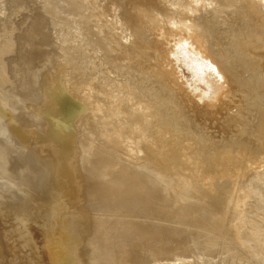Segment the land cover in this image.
<instances>
[{
    "label": "bare ground",
    "instance_id": "6f19581e",
    "mask_svg": "<svg viewBox=\"0 0 264 264\" xmlns=\"http://www.w3.org/2000/svg\"><path fill=\"white\" fill-rule=\"evenodd\" d=\"M46 1L64 59L24 100L45 118L0 89V257L264 264V0Z\"/></svg>",
    "mask_w": 264,
    "mask_h": 264
},
{
    "label": "rangeland",
    "instance_id": "374dc122",
    "mask_svg": "<svg viewBox=\"0 0 264 264\" xmlns=\"http://www.w3.org/2000/svg\"><path fill=\"white\" fill-rule=\"evenodd\" d=\"M10 1L11 0H0V47L6 49L0 58L5 68V79L3 83H0V89L6 96L8 106L16 108L18 112L15 117L16 120L21 123H26L32 112L38 116L42 109L36 105L33 107L31 105L28 106L24 100L39 93L46 82L51 79L58 65L63 62L64 58L61 53L63 50V43L61 40L62 33L57 26L52 24L48 16V12L46 11V0H15L14 6L11 9L9 8ZM43 66H45V69L41 68ZM67 105L68 110L70 112H75L77 115L79 110L78 102L69 100L67 101ZM47 110H50V108ZM54 117H56V115L54 111H52L49 114V118L54 119ZM40 118L45 117L40 115ZM37 124L42 127L41 123ZM194 219L183 220L186 221V223L182 221V224H180L177 229H175L176 226L173 227L174 229H171V232L175 234L174 236L177 235L176 238L181 240V235L187 231L185 228L195 225L196 223L198 224L199 220L195 219L197 220L195 223ZM191 222H193V224ZM127 223L128 222L123 221V224L116 225L119 226L118 229H120V226L126 225ZM169 229L170 228L167 227L168 231H170ZM116 231L120 230L116 228ZM178 231L180 235L179 233L177 234ZM119 235H121V232ZM3 236L6 237V235ZM3 236L0 233V237L2 238ZM116 236L118 237V234ZM1 238L0 255L7 244V242ZM197 245L198 244L194 245L192 248L200 246V244L199 246ZM180 251L181 250H179V252ZM123 253L124 251L120 253V255H126V257H128V262L130 261L128 264L135 263H132L134 261L130 258L132 256L129 257V255ZM101 254L112 264L113 257L110 249H102ZM150 255H153V258L158 256H154L153 252ZM10 256L8 257L12 258L11 262L8 257H0L3 259L2 261L0 260V264H18L16 262L18 261L17 257L14 258V255ZM155 259L159 260V258ZM6 260H9V262Z\"/></svg>",
    "mask_w": 264,
    "mask_h": 264
}]
</instances>
